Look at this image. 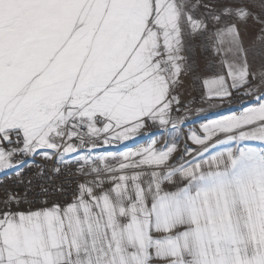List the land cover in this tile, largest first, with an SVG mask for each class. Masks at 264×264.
I'll return each mask as SVG.
<instances>
[{
  "label": "snow or ice",
  "instance_id": "obj_1",
  "mask_svg": "<svg viewBox=\"0 0 264 264\" xmlns=\"http://www.w3.org/2000/svg\"><path fill=\"white\" fill-rule=\"evenodd\" d=\"M186 75L243 99L173 162ZM0 174V264H264V0H0Z\"/></svg>",
  "mask_w": 264,
  "mask_h": 264
},
{
  "label": "built area",
  "instance_id": "obj_2",
  "mask_svg": "<svg viewBox=\"0 0 264 264\" xmlns=\"http://www.w3.org/2000/svg\"><path fill=\"white\" fill-rule=\"evenodd\" d=\"M239 99L241 98H238V96L234 95L232 97V102H238ZM194 103L197 104L198 101H195ZM16 158L19 159V157H16ZM34 159L37 164H42L45 166V176L37 179L35 177V173L37 172L38 169L36 168L35 164L30 167L27 166V169H24L23 171V179L25 180V182H27L29 177H32L34 189L38 188V185L40 183H45L51 189H55L57 186L63 185L64 187L63 194L59 192L53 193L52 195L48 197L49 203H52L54 201L60 202V203L69 201L72 198V195L74 194L77 180L70 178V173H68L67 171H61L59 175H52L50 170L53 167H55V164L53 161H44L39 156H36ZM48 176H51V180L47 179ZM15 180H16V177L14 175L11 177H4L3 179H0V199L3 198L4 190L6 188L15 187ZM19 191L23 192L24 188L20 187ZM27 206L28 205L26 204H22L21 208H26ZM34 206H39V205H34Z\"/></svg>",
  "mask_w": 264,
  "mask_h": 264
},
{
  "label": "crops",
  "instance_id": "obj_3",
  "mask_svg": "<svg viewBox=\"0 0 264 264\" xmlns=\"http://www.w3.org/2000/svg\"><path fill=\"white\" fill-rule=\"evenodd\" d=\"M200 87H201L200 94H201V96H203L204 89H203L202 83H201ZM238 98L243 99L242 97H239V96H238ZM209 103H210L209 101L203 99L202 102L199 101V103H197V104L193 103L192 105H195V106H193L191 108L189 107L190 108V115H188L189 117L186 120V123L180 129V133L179 134L182 135L183 139L181 141H179V143L177 142L178 147H177V150H176V152L174 153V155L172 157V161L173 162H176V160L174 161V159H176L177 157H179V156H181L183 154V149H184L185 145H187L190 148H196L197 150H199V147L197 145H195L190 139H188V134H189L190 130H195L198 135H203V133H202V131L200 129V124L205 122V120L207 118H211L215 114H225V113L230 112V111H235L239 107V103L232 102V98H231L230 102L225 100L221 107H218V108H215V109L210 108L209 107ZM211 103L219 104L220 102L219 101H212ZM196 109H205L206 112L202 113L199 116H197L196 111H195ZM163 135L164 136H162L161 134H155V135H153L151 137L146 138L141 144L131 146V148H136V147H138L140 145H144L150 139H152L153 137L157 138L156 147L159 148L162 144L165 143V140L168 139L167 138L168 136L166 134H163ZM107 150H111V149H107ZM123 150H125V149L123 148V144H122V146L120 148H118V149L116 148V149H114L112 151H123ZM98 152H103V151H96L95 153H98ZM187 158L188 157H185V159H187ZM105 187H108V185H105Z\"/></svg>",
  "mask_w": 264,
  "mask_h": 264
},
{
  "label": "rangeland",
  "instance_id": "obj_4",
  "mask_svg": "<svg viewBox=\"0 0 264 264\" xmlns=\"http://www.w3.org/2000/svg\"><path fill=\"white\" fill-rule=\"evenodd\" d=\"M249 23L251 24V22H249ZM197 59L199 61H202V59H203V56L199 51H197ZM181 79H182V84L176 90L180 96L181 104L184 105L185 103H187L188 107L191 108V107L195 106V105H192L195 101H198V103H199V101L202 102L203 99H202V96L200 94L201 82L199 80H197L196 82H193L192 77L187 76V75L182 76ZM190 108L188 111V115H190ZM182 114H183L182 112L181 113H175V115H182ZM155 134H161L162 136H164L163 134H166V133H161L158 126L148 124V126L144 130H142V132L140 133V135L136 139H134L132 141L124 142L123 148L124 149L125 148H131V146L139 145L146 138L151 137ZM167 138L170 139L169 137H167ZM182 139H183L182 135L179 134V138L177 139V142L179 143V141H181ZM118 148H120V147H118ZM114 149H116V148H114ZM114 149H111L109 151H112ZM98 150H101V149H98ZM175 160L176 159H174V161Z\"/></svg>",
  "mask_w": 264,
  "mask_h": 264
},
{
  "label": "bare ground",
  "instance_id": "obj_5",
  "mask_svg": "<svg viewBox=\"0 0 264 264\" xmlns=\"http://www.w3.org/2000/svg\"><path fill=\"white\" fill-rule=\"evenodd\" d=\"M240 99L238 100V102H235V103H239ZM122 145H112V146H103L99 149L101 150H98L96 149V151H104V150H107V149H114V148H118V147H121ZM25 169H27V166L25 167ZM4 177H9L8 175H5V174H0V179H3Z\"/></svg>",
  "mask_w": 264,
  "mask_h": 264
}]
</instances>
